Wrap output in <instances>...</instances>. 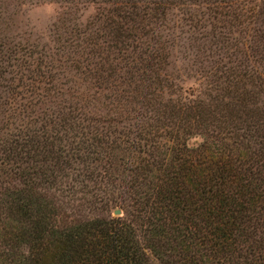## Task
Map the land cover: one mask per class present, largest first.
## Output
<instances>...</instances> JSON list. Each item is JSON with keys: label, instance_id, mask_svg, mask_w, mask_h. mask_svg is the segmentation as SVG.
<instances>
[{"label": "trees", "instance_id": "16d2710c", "mask_svg": "<svg viewBox=\"0 0 264 264\" xmlns=\"http://www.w3.org/2000/svg\"><path fill=\"white\" fill-rule=\"evenodd\" d=\"M11 1L0 264H264V0Z\"/></svg>", "mask_w": 264, "mask_h": 264}, {"label": "rangeland", "instance_id": "374dc122", "mask_svg": "<svg viewBox=\"0 0 264 264\" xmlns=\"http://www.w3.org/2000/svg\"><path fill=\"white\" fill-rule=\"evenodd\" d=\"M57 11V6L53 2L30 5L19 4L11 0H0V21H4L11 33L28 39L47 38ZM113 210L111 211L112 216L121 214L120 211L114 214Z\"/></svg>", "mask_w": 264, "mask_h": 264}, {"label": "water", "instance_id": "95a60500", "mask_svg": "<svg viewBox=\"0 0 264 264\" xmlns=\"http://www.w3.org/2000/svg\"><path fill=\"white\" fill-rule=\"evenodd\" d=\"M113 213L114 214H118L119 213V210L118 209H115V210H113Z\"/></svg>", "mask_w": 264, "mask_h": 264}]
</instances>
